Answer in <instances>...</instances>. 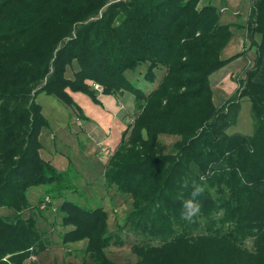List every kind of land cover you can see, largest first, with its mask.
Returning <instances> with one entry per match:
<instances>
[{
    "label": "trees",
    "instance_id": "16d2710c",
    "mask_svg": "<svg viewBox=\"0 0 264 264\" xmlns=\"http://www.w3.org/2000/svg\"><path fill=\"white\" fill-rule=\"evenodd\" d=\"M203 1L0 0V210L11 211L0 214V264H24L45 251L36 217L23 216L31 193L45 186L37 209L51 198L62 201V226L71 228L62 242L87 241L91 264H117L107 256L121 243L107 211L68 199L65 172L40 154L49 122L38 96L79 111L71 93L98 101L92 83L104 95L135 98V119L104 177L133 201L125 220L141 238L132 246L136 264H264V0H255L245 27L255 64L219 108L211 77L245 55L223 58L233 28L244 27L223 23L222 8ZM144 65L143 88L128 73ZM157 71L164 75L156 85ZM244 98L254 131L229 133ZM162 135L180 137L175 153H164ZM193 182L205 191L189 223L180 217L181 200Z\"/></svg>",
    "mask_w": 264,
    "mask_h": 264
},
{
    "label": "rangeland",
    "instance_id": "374dc122",
    "mask_svg": "<svg viewBox=\"0 0 264 264\" xmlns=\"http://www.w3.org/2000/svg\"><path fill=\"white\" fill-rule=\"evenodd\" d=\"M210 1L222 9L226 8L225 11L221 9L223 23H238L244 27L233 28V39L237 40L239 45L235 54L244 52L245 55L211 77L214 103L219 108L235 95L240 88V82L246 78L247 71L255 64L256 48L251 45L250 35L245 28L249 24L255 0H226L228 5L225 6L222 5V0ZM208 2L209 0H204L203 4ZM230 5L232 7H229ZM254 39L259 43L261 36L255 35ZM232 41L226 47L227 50L232 49L234 44ZM145 72L146 66L144 65L138 69V72L128 73V77L131 80H139L137 83L144 88ZM157 75L156 85L164 72L157 71ZM68 77H73L72 70L69 71ZM152 88L153 85L147 86V90ZM75 93L79 95H76V99L72 98L80 106L79 111H75L45 93L38 96L37 101L42 106V112L49 122V127L44 128L40 134L43 145L41 149L44 150L43 153L41 150L40 154L45 160H51V164L56 169L65 172L67 183L71 184V189L65 194L68 199L89 208L101 206L107 211L110 230L116 240L121 242L112 244L107 249V256L117 264H136L138 259L132 252V246L139 243L141 238L131 229L130 225H126L125 220L133 209V201L130 197L118 193L116 187L106 186L104 174L110 156H106L102 151L103 147H107L112 152L115 145L121 141L126 128L123 116L114 117V114H119V112L124 114L130 109L127 123H133L137 113L134 95L123 93L120 95L122 100L118 101V98L113 96L112 101H108L103 98V92H96L99 99L95 101L87 94ZM253 131L251 102L249 98H244L236 126L230 128L228 132L251 135ZM160 140L164 153L171 154L175 153L174 145L180 137L162 135ZM47 148L51 151H47ZM46 189V186L34 189L39 192L31 193L32 205L23 213L24 218L36 217L37 226L45 236L46 249L41 254L32 256L24 264H83L84 262L91 264L85 250L87 241L69 245L62 242L63 233L71 229L62 226V219L58 212L62 201L58 198H51V203L37 209L44 194L43 191ZM9 213L11 211L0 210L2 215ZM247 246L251 247L252 241H248Z\"/></svg>",
    "mask_w": 264,
    "mask_h": 264
},
{
    "label": "clouds",
    "instance_id": "9594fccd",
    "mask_svg": "<svg viewBox=\"0 0 264 264\" xmlns=\"http://www.w3.org/2000/svg\"><path fill=\"white\" fill-rule=\"evenodd\" d=\"M204 180V177H201ZM182 187L187 188L189 183L187 180L182 182ZM205 188L203 184H197L193 182L192 190L187 198H182L181 200V212L180 217L182 220L192 223L195 222L196 217L201 211V204L199 202V197L204 193Z\"/></svg>",
    "mask_w": 264,
    "mask_h": 264
},
{
    "label": "crops",
    "instance_id": "0c3cea01",
    "mask_svg": "<svg viewBox=\"0 0 264 264\" xmlns=\"http://www.w3.org/2000/svg\"><path fill=\"white\" fill-rule=\"evenodd\" d=\"M229 7H232L231 5L229 6ZM223 18V17H222ZM233 41V46H232V49L231 50H227L228 48H226L225 50H224V52H223V58L224 59H226V58H228V57H230V56H232V55H234L236 52H237V48H239V45H238V42H236L234 39H232ZM226 52H229V53H226ZM71 95H72V97L73 98H75L76 97V95H79V93H71ZM113 96L114 97H116V99L118 98V101H120V100H122L123 98H120V95H111V96H104L103 95V98L104 99H106V100H108V101H112V98H113ZM125 97H127V95H125ZM76 99V98H75ZM99 99V98H98ZM91 103V102H90ZM119 103V102H118ZM115 110V109H114ZM129 111H130V109H128V111H127V113H121V112H119V114H117L116 113V115L114 114V117H122V119H123V122L125 121V124H126V126H127V115L129 114ZM77 120H79V119H77ZM49 127V126H48ZM126 129V128H125ZM121 141H122V139H121ZM121 141L120 142H118L116 145H115V149L114 150H116L117 148H118V146L120 145V143H121ZM42 149H43V145H42ZM41 149V150H42ZM47 151H51L50 150V148H47ZM41 152V151H40ZM44 152V150H42V153ZM48 162H50L51 163V160H48V159H46Z\"/></svg>",
    "mask_w": 264,
    "mask_h": 264
},
{
    "label": "built area",
    "instance_id": "2783aa9c",
    "mask_svg": "<svg viewBox=\"0 0 264 264\" xmlns=\"http://www.w3.org/2000/svg\"><path fill=\"white\" fill-rule=\"evenodd\" d=\"M222 11H225V9H223ZM92 88L96 91V92H99V93H102L104 91L103 87L98 84V83H92ZM103 153L106 155V156H111L112 155V152L109 148L107 147H103L102 149ZM49 198H46V202H49ZM46 203H44L43 206H45Z\"/></svg>",
    "mask_w": 264,
    "mask_h": 264
}]
</instances>
